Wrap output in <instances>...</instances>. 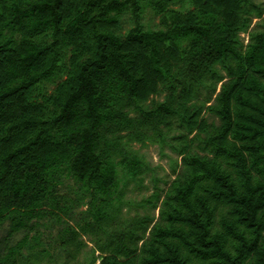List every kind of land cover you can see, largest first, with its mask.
I'll return each instance as SVG.
<instances>
[{
  "label": "trees",
  "instance_id": "trees-1",
  "mask_svg": "<svg viewBox=\"0 0 264 264\" xmlns=\"http://www.w3.org/2000/svg\"><path fill=\"white\" fill-rule=\"evenodd\" d=\"M146 7L160 27L144 25ZM146 139L182 165L143 200L162 199L156 221L122 219L146 168L126 143ZM44 219L73 258L90 236L80 264H264V6L0 0V229L23 232L0 239V264L47 255L33 253Z\"/></svg>",
  "mask_w": 264,
  "mask_h": 264
},
{
  "label": "rangeland",
  "instance_id": "rangeland-1",
  "mask_svg": "<svg viewBox=\"0 0 264 264\" xmlns=\"http://www.w3.org/2000/svg\"><path fill=\"white\" fill-rule=\"evenodd\" d=\"M258 3H261L264 6V0H255ZM177 5L176 7H178ZM129 15L125 17L124 29H128L131 26L129 21ZM258 18H254L252 26L258 22ZM143 23L146 27L157 28L161 26L160 16L156 15L153 10L149 7H146L143 12ZM242 37L244 42L247 43L249 38L248 32H243ZM221 83L218 84L217 91L220 89ZM54 84L50 85L49 89H52ZM162 98V97H159ZM211 119H213L211 117ZM193 135V134H192ZM190 135V136H192ZM126 146L133 152L137 153L143 158L146 162V168L142 174L138 175L137 180L130 179L125 187L124 197L125 202L121 207V218L122 219H131L134 216H141L144 214L153 215L155 221L159 218L160 215V205L162 199L158 202V207L153 208L150 204L143 203V200L149 197L156 189V186L159 188L167 189L171 181L175 178L177 170L181 168L182 165V156L178 155L177 151L165 143H160L157 139H146L144 143L140 141H129L126 143ZM176 170V171H175ZM72 183V180H68L67 183ZM60 192H68L67 187L61 185ZM164 192L162 198L164 197ZM86 208L85 205L81 206L76 212L77 215L81 210ZM76 215V216H77ZM43 222L49 224L48 228H45L43 225H40L38 228L42 232V246H36L33 249V253L37 254L38 251L42 248H47L48 253L42 257L37 258V256L31 257L34 264H80L86 263L91 257V250L94 247V243L91 242L90 236L83 235L82 239L87 243V246H84L78 258H73L65 248L59 247V244L55 240L57 237V232L61 228L62 224L50 222V220L44 219ZM70 223H73V220L69 219ZM216 228H219V216L216 219ZM9 229V223L6 222L4 226L0 229V239L4 241L7 245H14L17 240H19L23 232L15 233V236L8 237L7 232ZM34 233V231L32 232ZM149 233V232H148ZM147 233V234H148ZM7 238V239H6ZM24 253H27V249H23ZM98 254V252H97ZM97 261L96 263H98Z\"/></svg>",
  "mask_w": 264,
  "mask_h": 264
}]
</instances>
